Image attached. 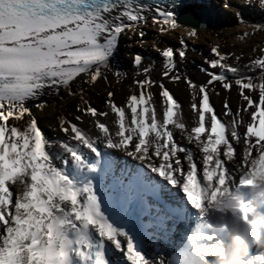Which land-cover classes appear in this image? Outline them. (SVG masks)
<instances>
[{"label":"snow or ice","instance_id":"1","mask_svg":"<svg viewBox=\"0 0 264 264\" xmlns=\"http://www.w3.org/2000/svg\"><path fill=\"white\" fill-rule=\"evenodd\" d=\"M232 19L264 32V0H0V264H264V239L229 257L221 236L264 171V47L183 71L184 36ZM149 21L159 65L133 47Z\"/></svg>","mask_w":264,"mask_h":264},{"label":"bare ground","instance_id":"2","mask_svg":"<svg viewBox=\"0 0 264 264\" xmlns=\"http://www.w3.org/2000/svg\"><path fill=\"white\" fill-rule=\"evenodd\" d=\"M229 17H231V13H229ZM197 30L199 32L198 38H189L186 35L184 36V39L189 44L190 48L194 47L196 49V52L189 51L188 53V61L194 64L199 63L203 59L204 56L210 55V48L213 45H218L220 51L222 52H225L227 50L229 51L233 50L234 53H237V54H239L240 52H243L244 58H249V57H252L258 54V52L253 53L251 51L252 48L255 47L259 49L261 47H264V32H259V33L257 32L256 34L252 36L244 37L243 39H241V36H240L241 33L251 32L252 29L245 24L236 23L234 19H232L230 23L222 24L220 27L215 28V29L201 30L198 28ZM145 31L147 32V36L144 38L146 41L144 45L141 46L135 43V37H133V47L136 48L138 51L152 50L151 44L153 43V35L155 32V29L151 26V21H149V24L148 26H146ZM183 34H184L183 28L177 29L176 31L170 34H166L165 36L160 38L161 42L159 46L165 47L167 44H173L177 46L178 39ZM159 63L157 62V65H159ZM129 70H131V66L129 67ZM153 76L154 77L156 76V72L153 73ZM199 77L200 79H204L203 81H206V78L203 77L201 72H199ZM127 83L129 82H125V84L121 86L120 94L124 93V91L126 90ZM165 83L167 84L168 81H165ZM100 92H101V95H103L102 89L100 90ZM174 92L177 93L181 98L183 99L186 98L184 91L178 90ZM221 98L222 100L224 99L223 90L220 93L219 98L215 96L212 97V102L217 103L218 101L216 99H221ZM95 99L97 98L93 97V100ZM236 99H237V93L235 91H232L231 94L229 95V101L232 104V106H236ZM184 109H185V112L190 111L188 107H184ZM55 115L56 114L53 113L50 118L55 119ZM112 118H113L112 114L109 113V120H111ZM249 180L251 181V183H245V184L251 185L253 188V191L257 198L256 209L259 212L264 213V171L261 172L259 177H256V178L249 177ZM191 187L193 188V191L195 192L194 190L195 186L191 185ZM237 187L231 190V193H230L231 195L235 194ZM229 212L231 213L232 211L229 210ZM230 213H228L226 220H228V218L230 217ZM237 213L241 215V217L245 215V213H242L240 211H238ZM247 215L249 217L247 220L240 218L238 222H242L244 224H248V225L256 227L259 232L258 240L264 239V228H261L259 223H256V221H258L257 216H255V218H252L253 214L247 213ZM234 223L235 222H233L232 225Z\"/></svg>","mask_w":264,"mask_h":264},{"label":"rangeland","instance_id":"3","mask_svg":"<svg viewBox=\"0 0 264 264\" xmlns=\"http://www.w3.org/2000/svg\"><path fill=\"white\" fill-rule=\"evenodd\" d=\"M168 45H171V46L175 47V45H173V44H167L166 46H168ZM228 51L229 50H227L225 52H228ZM141 52H144L146 56H148L150 54V58L151 59H154L158 63L160 61V63H161V58H160L159 54L156 53L155 51H153V50H149V51L148 50H146V51L143 50L142 51L141 50ZM231 52H234V51L231 50ZM245 60H247V58H245ZM200 67L207 68V65H205L203 63V59L197 64H194V63H191V62L187 61L186 67L183 69V71L186 72L187 75H189V77L193 81H195L197 83H202V82H204L203 81L204 79H200V77H199V72H200L199 68ZM218 70L219 69H216V71H218ZM202 75H203L204 78L207 79V76L204 73H202ZM167 87L170 89V91L175 95V97L181 102V104L184 107H188V103H189V99L190 98H189V94H188L187 85L183 82V80H181V81H179V82H177L175 84L168 82L167 83ZM126 89H127V86H126ZM178 90L184 91V93L186 95L185 99L181 98L177 93L174 92V91H178ZM153 91L158 93V89H156V88H154ZM233 91H235V90H233ZM221 92H222V90H221ZM127 94H128L127 90H125L124 93H122L120 95H117L116 96L117 102L118 103H123L125 98H126V96H127ZM216 100L218 101L217 103H215V102H212V103L215 105L216 111L219 112V111H221L223 100H222V98L221 99H216ZM92 102H93L94 106H96L97 108H102L103 107V105H102V103H101V101L99 99L92 100ZM233 108H235V106H233Z\"/></svg>","mask_w":264,"mask_h":264},{"label":"clouds","instance_id":"4","mask_svg":"<svg viewBox=\"0 0 264 264\" xmlns=\"http://www.w3.org/2000/svg\"><path fill=\"white\" fill-rule=\"evenodd\" d=\"M259 239V232L256 227L242 222L234 223L227 232L224 241L225 255H243Z\"/></svg>","mask_w":264,"mask_h":264}]
</instances>
